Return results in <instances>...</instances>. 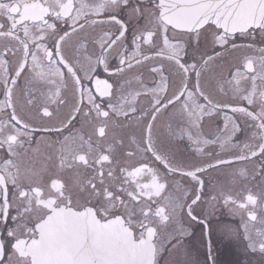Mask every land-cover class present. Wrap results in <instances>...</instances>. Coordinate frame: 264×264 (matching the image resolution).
Segmentation results:
<instances>
[{
	"label": "snow or ice",
	"instance_id": "1",
	"mask_svg": "<svg viewBox=\"0 0 264 264\" xmlns=\"http://www.w3.org/2000/svg\"><path fill=\"white\" fill-rule=\"evenodd\" d=\"M217 208L264 264V0H0V264H161Z\"/></svg>",
	"mask_w": 264,
	"mask_h": 264
},
{
	"label": "flooded vegetation",
	"instance_id": "2",
	"mask_svg": "<svg viewBox=\"0 0 264 264\" xmlns=\"http://www.w3.org/2000/svg\"><path fill=\"white\" fill-rule=\"evenodd\" d=\"M99 73L101 78H107V74L103 73L100 69ZM217 124H221V120L216 121ZM47 135L51 140H56L55 134H40ZM43 151H51L50 149H45L41 146ZM180 151L185 152L184 146H180ZM186 154V153H185ZM44 162L43 156L37 157V166H40ZM211 180L212 183L217 181H224L225 177L217 172H212L206 177V180ZM207 191V190H206ZM201 207L205 212L210 211L208 207V195L204 196L201 202ZM222 209L217 208V210L208 216V224L210 227V232L207 236L202 238L203 225L198 222H192L190 231L194 234L191 237H187L181 248L169 253H165L161 258V264H184L187 258H198L203 260L207 253V242L211 238L214 248V253L217 255L220 264H248L252 261L255 264L256 260L259 259L258 256L253 257L251 255H246L243 251V246L235 239H228L223 236L219 229L223 224L233 223L231 218L226 212L222 213ZM187 226V221L185 222Z\"/></svg>",
	"mask_w": 264,
	"mask_h": 264
}]
</instances>
